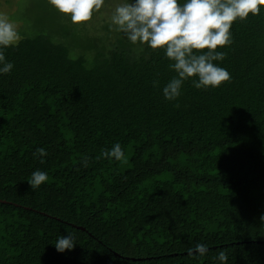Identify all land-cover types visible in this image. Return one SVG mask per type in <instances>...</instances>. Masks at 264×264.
I'll use <instances>...</instances> for the list:
<instances>
[{
	"label": "trees",
	"instance_id": "trees-1",
	"mask_svg": "<svg viewBox=\"0 0 264 264\" xmlns=\"http://www.w3.org/2000/svg\"><path fill=\"white\" fill-rule=\"evenodd\" d=\"M104 31L81 41L50 21L4 49L0 264H264V10L217 49L231 79L189 80L173 102L163 50ZM116 143L124 160L101 156ZM35 170L48 180L33 191Z\"/></svg>",
	"mask_w": 264,
	"mask_h": 264
},
{
	"label": "clouds",
	"instance_id": "clouds-1",
	"mask_svg": "<svg viewBox=\"0 0 264 264\" xmlns=\"http://www.w3.org/2000/svg\"><path fill=\"white\" fill-rule=\"evenodd\" d=\"M105 0H47V3L64 15L72 24L91 20ZM264 10V0H123L110 17V26L123 33L131 45H146L152 50H163L174 76L162 88L166 101H176L185 82L191 80L198 90L218 88L231 79L230 73L218 63L226 53L217 51L232 44L231 28L237 20L249 15L257 16ZM17 25L7 14L0 12V75L10 73L14 65L4 55V49L15 46L20 40ZM206 50V51H205ZM178 107V105H176ZM44 148H37L33 157L46 156ZM107 159H125L119 143L101 152ZM88 158H82L87 166ZM48 180V174L35 170L27 180L35 191ZM264 221V215L260 217ZM58 253L71 251L76 246L72 234L57 237L53 244ZM208 249L196 244L189 255L205 256ZM218 264H227L228 256L220 251L215 257Z\"/></svg>",
	"mask_w": 264,
	"mask_h": 264
},
{
	"label": "rangeland",
	"instance_id": "rangeland-1",
	"mask_svg": "<svg viewBox=\"0 0 264 264\" xmlns=\"http://www.w3.org/2000/svg\"><path fill=\"white\" fill-rule=\"evenodd\" d=\"M122 2L123 0H105L101 9L93 12L91 20L81 24H72L51 7L47 0H0V12L7 14L15 22L20 40L36 36L43 28L49 27L51 21L57 27H66V30L78 33L83 41L104 34V28L110 26L112 12Z\"/></svg>",
	"mask_w": 264,
	"mask_h": 264
},
{
	"label": "water",
	"instance_id": "water-1",
	"mask_svg": "<svg viewBox=\"0 0 264 264\" xmlns=\"http://www.w3.org/2000/svg\"><path fill=\"white\" fill-rule=\"evenodd\" d=\"M4 204H7V202H2ZM82 231H86L84 228L79 227Z\"/></svg>",
	"mask_w": 264,
	"mask_h": 264
}]
</instances>
